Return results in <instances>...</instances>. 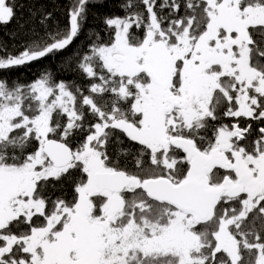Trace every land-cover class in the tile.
<instances>
[{
    "label": "snow or ice",
    "instance_id": "obj_1",
    "mask_svg": "<svg viewBox=\"0 0 264 264\" xmlns=\"http://www.w3.org/2000/svg\"><path fill=\"white\" fill-rule=\"evenodd\" d=\"M91 3L0 42V72L67 49ZM120 7L75 54L88 94L0 76V264H264V0Z\"/></svg>",
    "mask_w": 264,
    "mask_h": 264
},
{
    "label": "trees",
    "instance_id": "obj_2",
    "mask_svg": "<svg viewBox=\"0 0 264 264\" xmlns=\"http://www.w3.org/2000/svg\"><path fill=\"white\" fill-rule=\"evenodd\" d=\"M71 0H15L16 12L14 19L7 23H0V42L7 47L8 52L22 51L23 47L37 37L43 35L45 27L53 30L57 25L61 28L68 23V10ZM123 0H92L84 21L81 34L64 51L55 56L46 57L21 68H15L6 72H0V76H7L9 80L19 79L22 83L34 81L44 69H49L57 80L69 83L75 82L81 87L84 94L90 85V81L77 68L78 56L83 54L91 44L94 33L107 39L108 29L104 19L108 16H123L125 13L120 7ZM51 13V18L46 25L40 24L43 14ZM225 122H230L225 118ZM253 127H256L254 124ZM67 191V186H64ZM56 194H59L57 190ZM70 194V193H69Z\"/></svg>",
    "mask_w": 264,
    "mask_h": 264
},
{
    "label": "flooded vegetation",
    "instance_id": "obj_3",
    "mask_svg": "<svg viewBox=\"0 0 264 264\" xmlns=\"http://www.w3.org/2000/svg\"><path fill=\"white\" fill-rule=\"evenodd\" d=\"M254 126V125H253Z\"/></svg>",
    "mask_w": 264,
    "mask_h": 264
}]
</instances>
